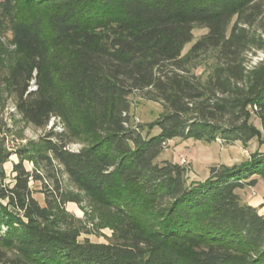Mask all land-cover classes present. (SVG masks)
Returning a JSON list of instances; mask_svg holds the SVG:
<instances>
[{
  "label": "trees",
  "instance_id": "obj_1",
  "mask_svg": "<svg viewBox=\"0 0 264 264\" xmlns=\"http://www.w3.org/2000/svg\"><path fill=\"white\" fill-rule=\"evenodd\" d=\"M262 18L264 0H0L9 61L2 78L0 59V107L10 100L36 129L63 127L53 123L19 153L13 186L0 155V264H264V215L236 193L264 181V153L191 183L186 167L156 163L174 139L264 144V60L246 65L247 51H264L254 27ZM196 25L208 33L192 54L220 55L206 85L182 56ZM136 92L166 113L133 124ZM146 127L160 132L144 135ZM32 181L52 184L44 206ZM84 200L113 242L79 240L82 223L66 205Z\"/></svg>",
  "mask_w": 264,
  "mask_h": 264
},
{
  "label": "rangeland",
  "instance_id": "obj_2",
  "mask_svg": "<svg viewBox=\"0 0 264 264\" xmlns=\"http://www.w3.org/2000/svg\"><path fill=\"white\" fill-rule=\"evenodd\" d=\"M257 26L262 27L259 31H264V18L259 19ZM233 25L230 26L228 36ZM208 29L202 26H194L193 40L186 44L183 48L182 56L185 58L186 70L189 75L195 77L202 85H206L212 78L216 69L219 67L220 58L219 51L207 52H193L194 46L206 34ZM0 59H4L2 69V78L7 72L9 64L8 57L4 56L0 50ZM264 60V51H258L256 55L253 51L246 52V65L248 68L253 67ZM3 87V86H2ZM131 102L130 116L133 124L151 125L155 123L162 115L166 113L164 105L161 102L147 100L145 93L136 92L129 98ZM4 108L0 107V155H5L6 160L3 170L6 179L3 182L5 185H14V178L16 173L13 171L14 166L20 162L19 153L23 152L29 146L31 141L38 140L40 137L48 133L53 123L57 124V132H62L63 127L59 120H53L46 129H36L16 116L15 108L11 105L10 100L3 102ZM250 123L255 125L258 129L263 130L261 120L258 116L252 114ZM160 132L157 127L153 129L145 128L144 135H156ZM264 141V137L263 140ZM81 143H74L70 146L72 151H78L82 148ZM264 153V144L258 139H254L245 147L240 142L227 143L221 139L216 142L207 143L204 141H197L194 139H174L168 141L164 146V151L156 159V163L169 161L179 164L187 168L188 182L205 181L211 176V171L214 168L233 167L247 161L253 153ZM185 160V164L183 163ZM24 166L28 171H35V165L29 160L24 161ZM41 175L44 172L38 170ZM60 181L63 189H68L67 178L59 173ZM255 180L256 184L253 186L246 185L242 189H238L236 193L244 205H250L256 208L261 215H264V181L260 177H253L249 181ZM45 185L50 188L52 184L49 181L30 182L31 188L34 190V198L44 206L45 205ZM48 187V188H49ZM4 203V202H3ZM66 211L81 221L82 231L79 240H85L91 243L109 244L113 242L114 230L110 227H103L100 225L99 219L92 212L91 205L88 200L82 203H68Z\"/></svg>",
  "mask_w": 264,
  "mask_h": 264
},
{
  "label": "built area",
  "instance_id": "obj_3",
  "mask_svg": "<svg viewBox=\"0 0 264 264\" xmlns=\"http://www.w3.org/2000/svg\"><path fill=\"white\" fill-rule=\"evenodd\" d=\"M33 89H35V87H34ZM185 162H186V161H185V160H183V163H184V164H185Z\"/></svg>",
  "mask_w": 264,
  "mask_h": 264
}]
</instances>
